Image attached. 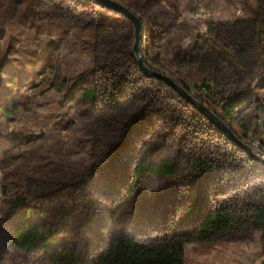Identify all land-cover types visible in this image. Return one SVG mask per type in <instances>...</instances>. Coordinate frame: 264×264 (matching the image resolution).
<instances>
[{"label": "rangeland", "instance_id": "obj_1", "mask_svg": "<svg viewBox=\"0 0 264 264\" xmlns=\"http://www.w3.org/2000/svg\"><path fill=\"white\" fill-rule=\"evenodd\" d=\"M117 1L142 19L147 66L202 100L256 154L264 150L256 109L264 100V0ZM237 27L246 37L258 32L246 51L226 33ZM109 28L117 30L104 35L118 37L107 48L98 31ZM125 29L133 31L131 21L93 1L0 0V264H50L45 251L11 244L18 197L38 226L56 229L48 250L93 254L121 236L150 243L189 231L212 208L253 194L264 177L175 90L179 98L132 68ZM162 161L175 174L147 170ZM262 260L260 230L184 244L183 264Z\"/></svg>", "mask_w": 264, "mask_h": 264}, {"label": "trees", "instance_id": "obj_2", "mask_svg": "<svg viewBox=\"0 0 264 264\" xmlns=\"http://www.w3.org/2000/svg\"><path fill=\"white\" fill-rule=\"evenodd\" d=\"M84 1L92 3L90 0ZM68 16L72 19L74 18V20L78 17L72 13H68ZM248 23L254 25L257 29V22L248 21ZM113 30L115 31L117 28ZM113 30L109 28L98 31V35L101 38L100 40L104 41L107 48L108 46H112L113 43L116 45L118 36L116 34H108V32L104 35L103 31ZM226 30V33H231V39L234 40L235 43L237 41L236 47L238 52L246 51L245 47L248 46L249 41L254 36L257 37L258 33L257 30L253 28L251 29L249 37H246L247 35H244L242 29L239 27H237V30L231 28ZM124 35L127 42L130 40L133 42L134 37L131 29H125ZM127 45L123 54L132 68L140 73L141 77L149 81H154L155 79L143 75V72L138 68L136 57L132 54V45L131 47L129 43ZM234 55L235 53L233 52L229 55V58L233 59ZM243 56L244 53L241 54L240 58ZM114 77L119 85H121L124 80H127L122 70L117 71ZM170 89L175 97H180L172 88ZM203 90L206 92L205 87ZM83 94L87 100H91L95 95L93 90H85ZM204 101L208 102L205 99ZM223 101H225L223 105L224 112L229 118L233 113L231 99H226L224 97ZM212 103H214L217 108L221 107V104H219L216 99H214V101L212 100ZM256 109L264 114V100L256 103ZM192 112L193 117L201 121L207 128L220 131L197 110L192 109ZM241 126L244 131H247L242 123ZM232 145L244 154L239 146L235 143H232ZM243 158L250 166L260 169L264 173V165L254 162L245 154ZM146 167L152 174H175V170L171 167L170 163L165 161L159 164H147ZM14 203L19 210L15 215V221L12 225L11 244L19 250L45 251L50 264H183L184 244L186 242H210L223 235L232 236L237 232L246 233L251 230L261 231L263 253L261 264H264V177L254 187L253 194L231 199L212 208L206 212L202 219L189 231H184L179 234L175 233L150 243H144L127 236H121L115 238L109 244L103 245L93 254L87 253V250L83 251L79 249L78 246L65 247L52 251L48 250L57 234L55 231L56 229L51 227L44 229L38 226L31 217L27 207L22 205L23 200L20 197L16 198Z\"/></svg>", "mask_w": 264, "mask_h": 264}, {"label": "water", "instance_id": "obj_3", "mask_svg": "<svg viewBox=\"0 0 264 264\" xmlns=\"http://www.w3.org/2000/svg\"><path fill=\"white\" fill-rule=\"evenodd\" d=\"M95 4L115 11L129 21L133 25V45H132V54L136 57V62L138 68L146 76H151L163 81L166 85L175 90L181 97H183L189 104H191L203 117H205L212 125L218 128L222 134L227 137L229 140L234 141L239 146H241L248 154V156L257 163L264 165V158L257 155L252 148L243 143L233 132L231 127L214 111H212L202 100L191 95L185 87L177 83L172 77L165 75L157 70L151 69L147 66L146 62L143 59L142 53L140 51V40L142 37V19L134 11L129 9L124 4L118 2L117 0H91Z\"/></svg>", "mask_w": 264, "mask_h": 264}, {"label": "built area", "instance_id": "obj_4", "mask_svg": "<svg viewBox=\"0 0 264 264\" xmlns=\"http://www.w3.org/2000/svg\"><path fill=\"white\" fill-rule=\"evenodd\" d=\"M257 151H258L257 154H258L260 157L264 158V150H262V149L260 148V149H258Z\"/></svg>", "mask_w": 264, "mask_h": 264}]
</instances>
